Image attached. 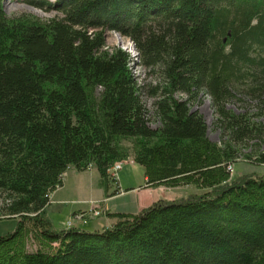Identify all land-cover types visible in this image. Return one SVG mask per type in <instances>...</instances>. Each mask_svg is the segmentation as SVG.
Returning <instances> with one entry per match:
<instances>
[{
    "label": "trees",
    "instance_id": "16d2710c",
    "mask_svg": "<svg viewBox=\"0 0 264 264\" xmlns=\"http://www.w3.org/2000/svg\"><path fill=\"white\" fill-rule=\"evenodd\" d=\"M23 1L60 15L11 17L0 0V193L17 219L0 235V264H264V174L229 168L239 143H264V125L227 105L246 94L264 106V0ZM108 31L136 54L109 50ZM203 92L223 145L192 109ZM245 156L264 165V148ZM130 157L146 187L203 192L109 212L102 230L55 226L48 206L71 167H95L109 197L120 192L110 169Z\"/></svg>",
    "mask_w": 264,
    "mask_h": 264
},
{
    "label": "rangeland",
    "instance_id": "374dc122",
    "mask_svg": "<svg viewBox=\"0 0 264 264\" xmlns=\"http://www.w3.org/2000/svg\"><path fill=\"white\" fill-rule=\"evenodd\" d=\"M5 10L11 17L30 13L42 19H50L60 15L55 10L43 11L23 0H6ZM107 46L109 50L115 47H121L123 49L128 48L133 55L136 54V50L130 39L112 31L107 32ZM132 71L138 79L147 84L151 83L155 85L160 81V77L157 73L150 72V70L140 67L137 64H133ZM178 97L185 99L187 95L182 93L179 94ZM143 98L147 108L152 112L154 110V97L144 95ZM227 105L229 109L234 110L236 113L248 112L252 122L258 125H264V106H261L257 100L250 96L238 94V97L232 99ZM192 109L198 110L203 115L208 126L209 138L223 145L228 137L224 135L223 129L218 123V114L211 97L203 92L198 101L192 104ZM150 123L153 127L159 125V122L153 116L150 117ZM238 146L241 152L236 163L231 166L234 173L264 174V165L254 163L252 159H248L245 156L248 154H257L264 148L262 138L245 139L244 142L239 143ZM131 160H126L124 162L123 168L118 171V175L110 170V175L119 180L118 182H115L116 180L110 182V192H114L118 187L121 188V191H126L124 194L113 198L110 202V206L114 210L113 212L117 209L120 211L123 210L122 212L124 213L134 212L137 205L139 206L141 203V194L146 192L142 191L139 193L136 190L145 185V169L143 166ZM99 184L100 174L98 170L79 171L75 167H71L64 174L63 185L58 187L51 195V204L48 206V215L55 226L61 229L71 226L75 227V222H86L87 224L82 228L90 231L102 230L104 227H107L106 225L110 222L107 220V217H109L107 213L111 211L107 210L106 206L104 207L102 201H98L104 198L105 193V189ZM132 188H135L136 191H131ZM158 188L159 189L149 194L153 196V198H157L156 201L159 199H180L192 193L203 192V190L195 186L178 188L160 186ZM5 197L4 193H0V217L5 218L0 220V235L14 231L17 226V219H7V215L3 211L6 200ZM105 197L107 196L105 195ZM69 224L71 225L69 226Z\"/></svg>",
    "mask_w": 264,
    "mask_h": 264
},
{
    "label": "crops",
    "instance_id": "0c3cea01",
    "mask_svg": "<svg viewBox=\"0 0 264 264\" xmlns=\"http://www.w3.org/2000/svg\"><path fill=\"white\" fill-rule=\"evenodd\" d=\"M88 170H90V171H92V170H97L95 167H92V168H90V169H88ZM87 171V170H86ZM118 179V178H117ZM119 181V180H118ZM121 189V188H120ZM153 189V190H152ZM157 189H159V188H149V187H147L146 188V177H145V185L142 187H139L138 189H136L139 193H141L142 191H146L145 193H143V194H141V203L139 204V206L137 205V208H136V210L134 211V212H129V213H138L139 211H141L142 209H144V208H146V207H148V206H150V205H152V203H154L156 200H157V198H153V196H150L149 194L150 193H153L154 192V190H157ZM132 190H134V191H136L135 190V188H132L131 189V191ZM131 191H129V192H131ZM149 191V192H148ZM124 192H126V191H121L120 190V192L119 193H117L116 195H112V196H109V197H105V193H104V198L103 199H100V200H98V201H102V203H104L103 205H104V207L106 206V208H107V210H110L111 212H113L114 210L111 208V206H110V202L112 201V199L113 198H115V197H117V196H119V195H121V194H124ZM148 192V193H147ZM51 204V203H50ZM112 209V210H111ZM123 211V210H122ZM122 211H120L119 209H117L115 212H122ZM107 220L108 221H110V222H108L109 224H107L106 226H109V225H111V224H113L114 222H115V219H111V218H109V217H107ZM87 223L86 222H75V227H83V226H85ZM65 225V224H64Z\"/></svg>",
    "mask_w": 264,
    "mask_h": 264
},
{
    "label": "built area",
    "instance_id": "2783aa9c",
    "mask_svg": "<svg viewBox=\"0 0 264 264\" xmlns=\"http://www.w3.org/2000/svg\"><path fill=\"white\" fill-rule=\"evenodd\" d=\"M132 159V160H131ZM128 160H131L132 162H134V159L133 158H129ZM126 161V160H125ZM125 161H122V162H118V163H116L110 170H112V171H114V174L116 173V175H118V171L120 170V169H122L123 168V165H124V162ZM231 168V167H230ZM116 178H117V176H116ZM71 224H69V226H70Z\"/></svg>",
    "mask_w": 264,
    "mask_h": 264
},
{
    "label": "clouds",
    "instance_id": "9594fccd",
    "mask_svg": "<svg viewBox=\"0 0 264 264\" xmlns=\"http://www.w3.org/2000/svg\"><path fill=\"white\" fill-rule=\"evenodd\" d=\"M126 49H128V48H126Z\"/></svg>",
    "mask_w": 264,
    "mask_h": 264
},
{
    "label": "bare ground",
    "instance_id": "6f19581e",
    "mask_svg": "<svg viewBox=\"0 0 264 264\" xmlns=\"http://www.w3.org/2000/svg\"><path fill=\"white\" fill-rule=\"evenodd\" d=\"M99 210V209H98Z\"/></svg>",
    "mask_w": 264,
    "mask_h": 264
}]
</instances>
